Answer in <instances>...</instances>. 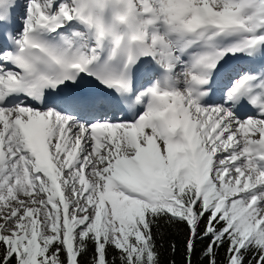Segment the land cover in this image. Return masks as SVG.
<instances>
[{
	"label": "snow or ice",
	"instance_id": "obj_1",
	"mask_svg": "<svg viewBox=\"0 0 264 264\" xmlns=\"http://www.w3.org/2000/svg\"><path fill=\"white\" fill-rule=\"evenodd\" d=\"M198 245L264 264V0H0V264Z\"/></svg>",
	"mask_w": 264,
	"mask_h": 264
},
{
	"label": "trees",
	"instance_id": "obj_2",
	"mask_svg": "<svg viewBox=\"0 0 264 264\" xmlns=\"http://www.w3.org/2000/svg\"><path fill=\"white\" fill-rule=\"evenodd\" d=\"M162 231L164 232L165 235V239L163 241H161V243L165 244V247L167 246V240L170 237H175L177 235H179V232L177 229H169L166 226L162 227ZM199 245L197 246V254L193 257L194 260V264H196V262H198V258H199ZM172 256V254L170 252L165 251L164 248L161 249V259L162 260H168L170 259ZM175 259L177 261V264H179L181 256L180 254H176Z\"/></svg>",
	"mask_w": 264,
	"mask_h": 264
},
{
	"label": "bare ground",
	"instance_id": "obj_3",
	"mask_svg": "<svg viewBox=\"0 0 264 264\" xmlns=\"http://www.w3.org/2000/svg\"><path fill=\"white\" fill-rule=\"evenodd\" d=\"M23 2V0H21Z\"/></svg>",
	"mask_w": 264,
	"mask_h": 264
}]
</instances>
